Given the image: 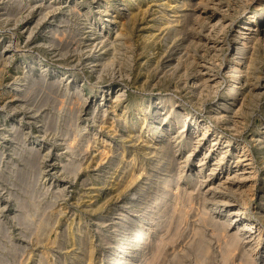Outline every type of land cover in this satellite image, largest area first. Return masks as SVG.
Instances as JSON below:
<instances>
[{"label":"rangeland","instance_id":"obj_1","mask_svg":"<svg viewBox=\"0 0 264 264\" xmlns=\"http://www.w3.org/2000/svg\"><path fill=\"white\" fill-rule=\"evenodd\" d=\"M79 1H81V2H79ZM112 1L113 0H109V1H106V0H0V152H1L0 154H2L0 156V160H1L0 161V264H36V263L37 264H59V263L65 264L63 256L66 255V253H68L70 251V249H72V247H75L72 244V241L70 239V235H71L70 232H72L73 230H77L78 228L80 229V227L85 231L86 234L89 235V237H91V239L89 238L90 239L89 241H90V244L93 246L94 252H95L94 253V263L96 262L95 264H98V262H99L100 264H117V261H111L110 250L113 249V247L116 245L119 247H122L125 243L124 241L126 239L127 232L124 230H123L124 232L122 230H120V229H122V224L118 223L119 221L121 222V217H122L121 215L126 214V215H129V217H130V218L128 217V219L125 220V222H124L125 225L126 224H133L132 220H134V223H135V220L137 222L142 221L141 218L145 214V212L151 208H154V207H152L153 206L152 204H154V206H155V203L157 202L156 200H158L159 195L161 193L160 187H159L160 183H162L163 177H165L167 174V171L163 170L161 167H158L157 168L158 170L156 169V170H154L153 173H150L147 176H144L142 178V183L145 184V186L147 187L145 194L143 193V194L139 195L138 197H137V195L131 196L132 197L131 199L133 201L138 202V206H136L137 208L136 207L134 208L133 203L132 204L128 203L127 200H125L132 194L130 190H128V192L126 191L127 193L123 192L121 194H115L116 192H113L112 188H108V189H106V191L102 192L100 187L104 183L105 179L108 177V173L111 174L112 170L114 171V169L116 167L115 165L111 166L112 164H110L107 161L105 163H103L104 161H100L99 158H97L98 151H96V146L97 145H98V147L101 146L100 140L102 139V136H103L102 131H101L102 128L99 126L100 124H98L99 122H97V121L101 122L105 117L102 114V116L99 117V119L97 118V120H95V121L92 120L94 118H92V116H91V110H92L91 108L94 107V104L93 103L91 104L90 102L85 103L84 102L85 98L80 96V94L79 95L76 94V96L82 97V100L80 99V97L79 98L76 97V99H75L74 98L75 93H76L74 91L75 88L74 87H70L69 89L66 88V85H64L65 82L64 83H60V82L56 83V85L53 87L54 90L52 89V87H50L51 89H49L48 86H50V85H49L48 80H51V78L45 77L43 75V73H42L43 68L48 67V66L51 67V66L60 65L63 71L67 70V69H70V70L74 69V71L76 73V77H74L72 79H74V81H77V83H80V87H83L85 90H88L89 88H91L92 85H93L92 87L97 86L98 82H100V81L102 82L104 80L105 81L108 80L109 78H111L112 75H114V76L116 75L117 78L121 77V79L119 78V80L115 83V85L113 87L114 91L112 92V95H110V99H112V100L117 93V91H115V90H118L119 84H121V85L128 84L129 87L127 86V88H126L128 97H130L131 94H135L136 96L140 97L141 99H144V100L147 99L146 101H149V99L156 100L159 97H161L162 95L165 98L171 97V96H174V93H176L180 96L179 101L185 103L188 110L190 109L189 111L191 112V115H190V118L188 119V121H189L190 126H191L193 124L194 119H199V121L210 120L211 115L216 112L217 103L225 99L224 97H225V94L227 92V88H228L229 83H230V80H228V78H230V77L226 76L227 70H225V69H229V66L227 65V63L229 64L232 60H234L237 57V54L233 55V52L236 51V47H235V45L237 43V41H236V35L237 34L236 33H238L239 28L245 22H247L246 18H248L252 15L253 10H260L261 11L262 9H264L263 8L264 0H252V1L251 0H232V1L231 0H219V2L217 0V3H216V0L208 1L209 6H211V7H214V6L215 7L221 6L222 7L221 9L219 8L218 11L222 12L224 10L222 13L225 15L220 14L218 17H216L214 19L213 23L217 22L215 20H218V18L223 15L224 18H222V22L221 23L219 22L218 24H216L217 25L216 26L213 23L208 24L207 22H204L203 20L194 17L193 21H192V25L190 23V25H189L190 27L188 26L189 30H187L186 34L181 35V36H177V38L174 37V40H175L174 41L173 37L170 38L168 36L169 34H166L164 36V34L168 30L167 24L165 23L167 21V17L164 16L166 14V12L165 13L164 12L156 13V10H158V8H159V4L162 3L164 0H155V1L154 0H144L146 7L148 4H150V5L152 4L150 6V8L152 10L150 9V12H146L144 15H142L140 17V19L136 23L137 26L134 27L136 30H133V33H132V36H134L133 41H132V42H134L133 43L134 47L132 48L134 53H132L133 55L130 56V60H131L130 63L132 65L136 63L135 64V66H137L136 70H134L133 73H131V74H129V72L127 74L126 71L128 68L126 66H124L125 67L124 68L123 66L119 65V68H120V66H121V68L117 69L118 68V63H117L114 65L116 68L114 67V68L110 69L109 73H108V71H107V73L105 71L103 73V77H105V78H103V80H100L96 77V76H98L96 73L93 75L88 74V73H90V71H88L82 65V61L87 57L88 53H86V52L93 50V49L96 50L95 45L98 42H100L99 39L102 36V33L101 32L99 33V26L98 25H100V27H102L103 24L101 23L102 20H99V17L102 16L103 19H107L109 17L108 15H104L102 13H104L106 11L107 4L109 2H112ZM118 1L119 0H114L113 2H118ZM146 1L148 4L146 3ZM193 1L194 2L200 1V2L206 3L205 0H199V1L193 0ZM246 1H248V2H246ZM257 1H259V2H257ZM19 2H20V4H19ZM32 4H34V6ZM77 5H78V8H75V7H77ZM105 7H106V9H105ZM226 7H228V8H226ZM233 7H234V9H232ZM101 10L103 12H101ZM167 10L170 11L169 8H167ZM79 11L82 13H80ZM89 11H92V13H90ZM225 11H226V13H225ZM113 12H114V10L112 9L110 15ZM148 14H150V15L148 16ZM12 15H14V16H12ZM152 16H156L157 18L152 17ZM161 17H162V19H160ZM97 18L99 21L97 20ZM93 19H95V20H93ZM231 19H233V20H231ZM84 21H88V22H84ZM229 21H230V23H229ZM91 22H92V24H90ZM195 22H198V23H195ZM231 22H233V23H231ZM226 23H228V25H226ZM146 24H148V25H146ZM151 24L154 26H156V25L157 26L154 27ZM165 24H166V26H163ZM143 25H144V27H143ZM224 25L226 26V28ZM195 26L198 29L200 27L201 30L199 31L198 29L195 28ZM223 27H224V29H223ZM142 29H143V31H142ZM146 29H148V30H146ZM202 29H204V30H202ZM207 29H210V30H207ZM193 30H194V32H193ZM196 31H197V33H195ZM201 31H204V32L201 33ZM207 31L208 32L211 31V32H209L210 35L208 34ZM64 32L66 33V35ZM205 32H207V33H205ZM62 33H64V34H62ZM68 34H69V38H68ZM71 34H73V35H71ZM202 34L204 36H207V35L208 36L204 37ZM94 35H95V38H94ZM142 35H144L145 37L144 36L142 37ZM216 35H218V36H216ZM184 36H185V39H184ZM211 36H215L216 38L211 37ZM83 37H84V39H83ZM188 38L191 42L188 40ZM58 39H63V40L58 41ZM181 39L184 41H182ZM207 39H209V40H207ZM96 40H99V41H96ZM169 40H171V41H169ZM193 40H197V42L193 41ZM68 42H70V43L68 44ZM71 42H73V43H71ZM154 42H155V44H154ZM157 42H158V44H157ZM225 43H226V45L229 44V46L223 45ZM38 44H40V45H38ZM44 45H46V46H44ZM68 45H70V46H68ZM150 45L151 46L154 45V46L152 48H150L151 47ZM196 45H198V46H196ZM218 45L219 46L221 45L220 46L221 49L219 48ZM52 46L54 48H52ZM63 46L66 47V50L63 49ZM84 47L87 48L88 50L85 49ZM146 47H148V48H146ZM49 48H51V49H49ZM158 48H160L161 50ZM164 48H167V49H164ZM214 48H216V49L214 50ZM145 49H147V50H145ZM209 49H210V51H209ZM84 50H86V51L84 52ZM142 50H144L146 52H143ZM205 50H207V51H205ZM81 51H83V52H81ZM187 51H189V52H187ZM55 52L58 55H59V53H61V54L65 53V52H68V53H67V55L65 54L66 57L63 55L65 58L63 56L61 57V55H59V56L57 55L59 57V58H57L55 56L56 55ZM203 52H205L206 54ZM216 52L217 53L220 52V54L218 53V55H217ZM140 53L141 54L143 53V54L141 55ZM150 53L152 56L150 55ZM53 54H54V56H52ZM160 54H163V55H160ZM202 54H203V56H202ZM209 54L212 57H210ZM138 55L140 56L139 58L135 57ZM177 55H179V56H177ZM215 56H219V57L216 58ZM40 57L43 59V61H45L44 62L45 64L41 65L39 63H35V61L37 59H39ZM157 57H159V59H157ZM224 57H225V59H224ZM80 58H82V59H80ZM137 58H138V61H137ZM178 58L181 61L178 60ZM78 59L81 61H79ZM193 59H195V60H193ZM207 59L209 61H207ZM217 61L219 63L216 64ZM144 62L146 64H144ZM199 62H200V64L205 63V65H207V66L213 64V65H211V69H209L210 72L208 73V75H210V78H211V76L214 75L212 77V78H214V79H212L214 81H211L213 83L206 85V87L202 86L204 84H203V82L200 83L201 81L199 80V77L197 75L198 74L197 69L199 67H203L202 65L199 64ZM150 63H153L155 65H153V64L150 65ZM79 64H81L82 66L80 67ZM124 65H126V64H124ZM149 66L150 67L153 66V67L150 68ZM175 66H179V68L175 67ZM221 66H222V68H221ZM146 67H148V68H146ZM180 67H182V68H180ZM152 68H154V69H152ZM184 68H185V70H184ZM215 68H218L219 71H218V69H215ZM139 70H140V72H139ZM176 70H177V72H176ZM186 70H187V72H186ZM206 70L209 71L208 69H206ZM181 71H183V72H181ZM203 71H205V67H204ZM214 71H216L217 74H214V73H216ZM174 72H175V74H174ZM191 72H194V73H191ZM263 72H264V67L261 68V75L262 76L264 75ZM195 73H197V74H195ZM221 73H224V74H221ZM123 74H125V75H123ZM86 75H88V76H86ZM139 75H140V77H139ZM155 75H157V77ZM185 75H187V76H185ZM196 75H197V78H195ZM108 76H110V77H108ZM136 76L138 77L137 79H135ZM199 76H200V74H199ZM126 77H128V78H126ZM184 77H185V79H183ZM144 78H145V80H143ZM225 78H227V79H225ZM260 79L264 83V77H262ZM34 83H35V86H31ZM36 83L38 84V86ZM134 83L136 84V86ZM189 83H190V85H187ZM42 84H44V85H42ZM94 84H95V86H94ZM39 85H41V87H39ZM182 85H185V86L181 87ZM29 86H31L30 88H32L34 90L36 89V90L35 91L30 90ZM131 86H133V87H131ZM196 86H202V87L196 88ZM176 87L178 89H180V87H181L182 90L179 91V90H177ZM184 87H185V89H183ZM208 87L210 88V91L208 90L209 89ZM216 87H218V89H215ZM198 88H199V90L201 88V90H203V91L196 90ZM13 89H15L14 90L15 95L11 94ZM28 90L31 91V94ZM56 90H58V91L56 92ZM184 90H185V92H184ZM204 90H205V93H201V92H204ZM67 91L70 92V94L67 93ZM71 91H73V92H71ZM240 91L241 90L238 91L237 100L230 101V103H229L230 108H232V107L235 109H237V107H238V109L240 108V106H239L240 101L242 102L241 97H240V93H239ZM34 92H35V94H34ZM85 92H87V91H85ZM27 93H29V94L27 95ZM46 93L47 94L51 93V94L46 95ZM199 93H200V95H199ZM25 95H26V97H25ZM44 97H48V101L46 100L47 98H44ZM205 97H208V98L205 99ZM26 98H28V99L26 100ZM95 98L96 99L98 98V100H99L100 98H102V95L98 94L97 96H95ZM32 99H34L35 101ZM58 99H60V100H58ZM78 99H79V104L77 102ZM110 99H108V102H106L107 99H104V100L100 99V100H103V102H106L105 104L109 106V104H111ZM201 99H203V100L201 101ZM185 100H186V102H185ZM63 101H64V103H63ZM69 101H71L72 103ZM193 101L196 104H199L200 101H201V103L196 106V104H192ZM259 101H260L259 102L260 104L258 103L259 105L257 104L258 105L257 107H254L256 105L253 102L254 108L253 107L251 108L253 110V113H252V115H249V117H247V124L244 127L242 124L240 125L243 127V128L240 127V129H239L241 132H236L235 130L232 131L231 128L225 126L221 122L218 123L215 120L212 127L210 128V135H207L202 140L199 139V140H201V142H197V141H195L196 139H194L192 144H190L191 146L190 145L189 146H182L176 155V157L181 161V163L187 157V154H190V152H191L190 149H192L191 147L195 146V150H194L195 152L190 156V163L186 167V173H188V171H189V173L191 172V174H193L195 172L200 171L199 172L200 173L199 179L205 180V178H207L206 176H208L209 172L211 171L210 168H212L213 162L215 161L212 158L215 159L216 157H219L224 152V149L226 148V144H227L228 139L232 140V144L236 140L238 142H240L241 144H244L246 140L250 139L251 134L253 133L254 129L256 127L264 124V95L261 96V99ZM163 102L160 105H156V106L152 105L148 114H151L154 111H156L155 108H164L167 101H165L164 103ZM83 103H85V104H83ZM146 103H148V102H146ZM77 105H78V107H77ZM106 105H104L103 107L108 108V106H106ZM200 105L201 106L203 105V106L201 107ZM69 106H72V107L70 108ZM214 106H216V107H214ZM81 107L83 108V111H82ZM244 107H246V105ZM77 108H78V110H77ZM243 110H244L243 108L240 109L241 112ZM84 111H87V112L85 113ZM31 113H32V115H31ZM70 114H72V115H70ZM34 117L36 120L34 119ZM249 118L251 119V121ZM239 119H241V118L239 117L238 120ZM44 120H45V122L48 121V123L46 124L44 122ZM71 120H75V122L74 121L72 122ZM151 120H152V117H148V121L146 123V126H147V124L152 123ZM93 121H94V124H93ZM18 122H20V123H18ZM168 122L173 123V122H171V120H168ZM248 122H250V123H248ZM40 123H43V124H40ZM65 123H67V124L65 125ZM50 124L52 126L51 128L54 130H50ZM74 124H76V125H74ZM83 124L87 128H85ZM44 125L46 126L45 129H44V127H45ZM72 125H73V127L74 126L75 127L73 128ZM40 126L43 128H41ZM17 127L19 128V130L17 129ZM180 127H181V125H180ZM55 128H56V130H55ZM77 128H78V131H77ZM82 128H83V130H82ZM180 130H181V128H180ZM15 131H18L17 132L18 134L15 133ZM19 131H21V133ZM170 132H169V135L177 134L178 130L174 129L173 131L170 130ZM181 132L182 131H180V133H178L176 135V137H180V136H182V134L186 133L185 131H184V133H181ZM215 133L216 134L222 133V135H223L221 137L222 140H220L221 139L220 138L218 140V143L215 146H212V149L209 150V148L211 147L212 140L215 137V135H214ZM201 134L203 135L202 131L199 130V128H196V137H201L202 136ZM208 134H209V132H208ZM236 134H238V135H236ZM21 135H22V137H21ZM72 135H74V136H72ZM88 136H89V138H88ZM99 136H100V139H99ZM226 136H228V139ZM246 137H248V138H246ZM184 138L187 139L188 137L184 136ZM209 138H210V140H209ZM239 138H241V139H239ZM37 139L40 140L41 142L36 143L35 141ZM69 140H72L69 143L72 144L71 145L72 147L74 146L73 148L75 149V152H74V150L72 151L73 148L71 149L69 145H66L69 143L65 142V141H69ZM73 140H76V141H73ZM115 142H116V139H112V144H115ZM90 145H92L95 148H93ZM111 145H109V146H111ZM66 146L67 147L69 146L70 149H68ZM78 146H79V150H81V152H79ZM218 146H219V148H218ZM14 147L16 149H14ZM31 147L34 150V152L31 149ZM137 147H141V146L138 145ZM26 148L29 151H27ZM230 148L234 149V144L231 145ZM46 149H47V151H46ZM48 149H50V150H48ZM90 149H92V150H90ZM251 149H254V148H251ZM30 150H32V151H30ZM240 150H241V148H240ZM231 151L232 150H230L229 152H231ZM30 152H32L31 154L33 156L35 153V157H32V155L30 156ZM171 152H173V151H171ZM26 153H29V154H26ZM37 153H38V155H37L38 157H36ZM71 153L74 154L75 157H73L74 155H72ZM206 153L208 154V157L205 159L204 157H205ZM19 154H21V155H19ZM91 154H93V155L91 156ZM24 155H27V156H24ZM29 156L32 160H30ZM140 156L142 157L143 161H149L148 156H146V155H143V156L140 155ZM256 156H257V160H258L257 163L259 166L257 173H259V174H256V176H254V179L255 178L256 179H255L253 187H251L253 185V183H251V186H250V182L246 185V186H248V188L245 187V190H248V191H245V195H246L245 197L251 196L250 198L248 197L245 199V198L241 197V195H239L238 193L228 192L227 189H225L226 190L225 193H224V190H222V191L215 192V194H213V195L212 194L210 195L208 192H206L205 185H203V184L196 185L197 181H195V183H193L196 185V186L194 185L193 187L194 188L198 187L197 188L198 190L193 189L192 193H190L192 195V197H191V195L189 196V195L185 194L187 196L186 197L184 194H181L182 197L180 198V200L182 201V199L184 198L186 201L188 200V204L182 203L185 200H183L182 202L179 199L177 202L175 198L173 200L171 192H169L170 195L167 193L163 199V202H161V204L157 205V208L159 209L161 206H163V204L166 203L165 200H167L168 203H166L165 206H167V208L170 209V212H169V210L167 211V214L165 215L166 217L164 216L162 218L163 220L162 219L160 220L161 221L160 225H162V226L159 227L160 230L158 229L157 231H158V233L160 232L162 234V236H164V237H162L163 239H165L166 237L173 236L172 238H170L171 241L168 238H166L165 240L161 239L162 241L158 240L159 242L156 239H155L156 242H154L155 240L152 241V243L154 242L152 245H155V246L158 243H160V241H161V243H160L161 247H159V248L161 250L162 249L164 250L162 252H158V251H160V249H158V251L156 252L155 251L156 248H153V250L152 249L150 250L151 246H149V245H147L148 247L147 246L144 247L146 249V252H144L145 251L144 248L142 250L139 249V243L134 244V246L130 250H132V249L136 250L138 257L145 258V259H143V260H145L144 261L145 263L142 262V264L150 263L149 261H151V260H154L155 264H181V263H183V264L184 263L185 264H203V263L204 264H231V262L229 263L230 260H233V261L238 260V259H234L235 258L234 255L236 254V256H237L236 258H239L241 256L240 247H239V250H238V248H236V250L232 251L233 254H234V252H236L234 255H230L232 257H230V256L226 257V254H225L227 252V250L231 249V247L229 246L230 242H231V239H230L231 234H229L230 237L227 235L229 237L228 238L224 233H226L227 231L230 233V232H232V230H235V228L233 229V227L236 225L235 224L236 222H234L233 225H230L229 229H227L222 224H219V226H218V221L220 223H223L224 221L226 222L227 221L226 218H222L221 216L216 215V214H212V213L210 215L209 211L214 212L216 210L215 207L216 208L222 207L225 204H227V203H223V201H225V199H228V198L230 200H232V199L234 200V198H235V200L234 201L232 200L231 202H240L244 205H248L246 210H248V208H249V210L246 212V214L251 215L254 218L256 217V214H257L256 211L258 210V208L259 207L264 208V204H262V203H264V199H263L264 198V192H262L261 189H259L262 185L261 182H264V174H263L264 173V165H263L264 160H260L261 161L260 162L258 159V158H260V154H258ZM58 158H60V159H58ZM73 158H75V159H73ZM166 158L169 159V157H166ZM26 159L28 160V162L26 161ZM35 159H39V160H37L38 162L36 161L37 165H39V167L36 166V162L34 161ZM72 159H73V161H72ZM168 159H166V160H168ZM181 159H183V160H181ZM23 160H25V161H23ZM68 160H71V161H69L70 163L68 162ZM179 160H176V161L173 160L172 162L173 163L176 162V163L173 164L172 162H170L172 164H170V166H169V167L173 168V169L172 168H170V169H172L173 170V171L171 170L172 173L175 172L176 175H177V172L179 173L181 171V169L184 168V167L182 168L179 165H177L180 163ZM200 160L206 162L203 167H199ZM56 161H58V163ZM78 161H79V164L77 167H79L80 169L79 168L77 169L76 167L72 166V165L76 166ZM97 161H98V163H97ZM29 162L31 164H28ZM62 164H64V166ZM67 164H69V166H70L69 169H67L68 168ZM83 164H85V165H83ZM33 166H35V167H33ZM71 166L73 168H76L77 172L74 171L75 169H73ZM261 166H263V167H261ZM62 167H63V169H62ZM107 167L109 169H107ZM105 168L109 172L106 171ZM147 168H150V167L147 166ZM177 168H179L180 170H178ZM70 169H72V170L69 172ZM88 169H90V170H88ZM63 170L64 171L66 170V171L63 172ZM219 170L220 169H217L216 173L211 175V178L216 176V175H220V174H221V176H224V177L226 176L227 171L222 172V170L221 171H219ZM73 171L75 172V174L71 175V173H74ZM94 171H96V172H94ZM100 172H102V173H100ZM155 172H156V174H154ZM36 175L38 177H35ZM87 175H88V177H87ZM25 176H26V178H23ZM86 177H87V179H86ZM155 178H158V180ZM24 179H26L27 181ZM22 181L24 182V185H23V183H21ZM28 182L30 185L25 184ZM35 182H36V184H35ZM87 183L88 184L90 183L91 186H90V184L88 185ZM156 183H158L159 185H157ZM173 183H174L173 185L175 186L178 182H176V180L174 179ZM185 183L187 184V182H185L183 179L181 181V184L185 185ZM206 183H208V181H206ZM20 184H22V185H20ZM148 184H150V185H148ZM20 186H21V188H20ZM200 186H202V187H200ZM58 187H59V190H58ZM87 187H88V189H87ZM92 187L94 188V191H93L94 193H92V191H89ZM148 189L151 191H149ZM249 189H251L250 190L251 192H249ZM252 189H254V190H252ZM79 191H81V192H79ZM84 191H85V194H83ZM55 192H56V194H55ZM96 192H97V194H96ZM91 193H92V196H91ZM219 193H220V195H219ZM249 193H251V194H249ZM127 194H130V195H127ZM207 194L210 196H207ZM167 195H169V196H167ZM197 195H199V196H197ZM167 197H168V199H167ZM190 197H191V201H190ZM207 197H209V198H207ZM149 198H150V200H149ZM169 198H171V199H169ZM220 198L221 199L223 198V200H221ZM242 198L247 200L248 202L246 203L245 200H243ZM134 199H136V200H134ZM142 199H144V200H142ZM192 199H194V200H192ZM203 199H205V201ZM147 200H149V201H147ZM169 200H171V201H169ZM88 202H90L89 203L90 205L88 204ZM92 202H94V203H92ZM120 202H121V204L119 205ZM152 202H154V203H152ZM26 203L28 204V206H26L27 205ZM100 203H102V204H100ZM122 203H123V205H122ZM125 203H127V204H125ZM144 203H145V205H144ZM189 203H191V204H189ZM171 204L172 205L175 204V205H173V208H175L174 206H176V204L178 205L177 206L178 208L177 207L176 208L179 209L177 211L180 213V216L182 214H184L185 211H187L186 215H188V216H185V214H184V216L182 215L180 217L178 215V213H175V211H176L175 209L173 212V210H172L173 208L170 207V206H172ZM181 204H186L187 206L186 205L183 206ZM130 205H132V206H130ZM147 205H152V206L149 207ZM106 206H108V207H106ZM181 206L186 207V208H183V211H180ZM197 206H198V208H197ZM207 206H209L211 209ZM234 206L237 207V205H234ZM26 207H27V209H26ZM187 207H189V209ZM191 207H192V209H191ZM194 207H196V208H194ZM199 207H202V208H199ZM203 207H205V208H203ZM157 208L155 207V210L152 211V213L157 212L156 211V210H158ZM22 209H24V210H22ZM129 209H131V210H129ZM143 209L145 210V212H143L144 211ZM108 210H110V211H108ZM135 210H137V211L140 210V211L137 212ZM171 210H172V214L173 213L177 214V217L174 214H173L174 217L172 216ZM207 210H208V212H207ZM253 210H255V212ZM132 211H134V212H132ZM88 212H91V213H88ZM22 213H23V215H22ZM139 213H141V214H139ZM152 213H150L148 216H150ZM208 214H209V217L206 218V216H208ZM178 216L180 217L181 220H182V217H183V220L185 218L186 219L183 222H181V220L179 219ZM167 217H168V219H167ZM137 218H138V220H137ZM170 218H171V220H170ZM176 218H178L179 221ZM205 218L207 219V221H205ZM209 218L210 219L217 218V220L218 219L219 220L218 221L217 220L211 221L212 222V225H211V224H208V223H211L209 221ZM18 219H21V220H18ZM77 219H78V222H77ZM173 219H176V220H173ZM255 219H257V218H255ZM23 220H25V221H23ZM168 220H170L171 222L168 223ZM172 220H173V222H172ZM221 220H224V221L221 222ZM69 221H71V222H69ZM174 221H176V222H174ZM203 221H205V223ZM109 222H110V224H109ZM177 222H179L180 225ZM43 223H45L46 226ZM162 223H164V224H162ZM171 223H173L174 226ZM23 224H25V225H23ZM83 224H85V225H83ZM169 224L172 226H170ZM175 224H177L176 227H175ZM184 224H186V225H184ZM213 224L216 225L215 228L212 227V226H214ZM72 225H73V227H70ZM167 225H169L170 227H168ZM208 225H210L211 227ZM222 226L224 228V231L221 230ZM164 227H166V228H164ZM67 228H69V229L67 230ZM161 228H163V229L161 230ZM174 228L177 229V231ZM168 229H170V233H169ZM196 229L200 230L201 233L199 231H197ZM216 229L220 230V231H217ZM164 230H167L168 232H165V233L161 232ZM174 230H175V232L178 233V234L176 233L177 236L172 235ZM23 231H25V232H23ZM194 231H196V233ZM41 232L44 235L43 236L44 239L42 236H41V239L40 238L39 239L42 240L43 242L37 240L38 237H40V236H38V234ZM124 233H126V234H124ZM158 233H156V235H158ZM202 233L205 237H201V235H199ZM217 233L220 234L219 237L216 236V235H218ZM161 234H159V235H161ZM164 234H166V235L168 234V235L165 236ZM195 234L197 237L195 236ZM66 235H67V237H66ZM245 235H247V234H245ZM178 236H179V238H178ZM200 237L202 238V240L200 239L201 243H203L204 240H206L204 242L205 243L207 242V243L201 244L200 241L198 240V238H200ZM226 237L228 238V240L229 239L230 240L227 241ZM262 237L264 238V232H263ZM144 238L146 239L147 237L144 236ZM160 238H161V236H159L157 239H160ZM204 238H206V239H204ZM263 238L261 239L262 243L260 244V246L259 245L257 246V250H264V248H263L264 247V239ZM119 239H120V241H119ZM145 239H142V242H145L146 241ZM247 239L249 240L250 238L247 237L246 240ZM57 240H58V242H57ZM194 240H196V241H194ZM210 240H212V241H210ZM251 240L253 241L255 239H251ZM38 241H39V243L40 242L41 243L38 244ZM166 241H168L169 243H172V244H169L167 242L168 246H169L168 247L166 245L167 244ZM221 241H222V243H221ZM224 241H227L228 243L224 242ZM162 243H163V245H166V247L162 246ZM223 243H224V248H225L224 251L221 250ZM118 244H121L122 246L118 245ZM63 245L66 246V249L64 248ZM136 245L138 248L136 247ZM202 245H204V247L209 246L208 247L209 249L207 250ZM172 246H173V248H172ZM200 246H202L203 249L200 248ZM219 246L221 247V249ZM225 246H227V247H225ZM226 248H228V249L226 250ZM108 249H110V250H108ZM137 249L141 250V251H138ZM205 249L208 252H205L206 251ZM198 250H200L201 252H204V253H201ZM231 250H233V249H231ZM98 251H99V253H98ZM221 251L223 252L224 256H223ZM45 252L48 253V255ZM53 252L56 255L53 254ZM153 252L155 255L150 254ZM175 252H177V254L179 256L177 254L175 255ZM162 253H163V255L165 254L164 257H162V255H161ZM206 253L209 255H207ZM53 255H55L56 257ZM67 255H68V260H67L66 264H69V263L72 264V260H70V262H69V257H70V259L72 257L69 255V253ZM149 255L150 256L153 255V256L150 257ZM157 255H160L161 257L155 259V257ZM172 255L173 256L175 255V256L173 257ZM212 255H213V257H212ZM238 255H240V256L238 257ZM131 256L128 257L127 260H129V259L131 260L132 258H134L133 255H131ZM221 256L223 258H221ZM97 257H98V259H97ZM152 257H153V259H152ZM178 257H180V258L178 259ZM202 257H203V259H202ZM160 258H163V259L161 260ZM172 258H175L177 261H173ZM229 258H231V259L229 260ZM35 259H37L39 263ZM148 259H149V261H148ZM180 259H182V260H180ZM24 260H26V261H24ZM157 260L159 263H157ZM226 260H229V261H227L225 263ZM233 261H232V264H236ZM47 262H49V263H47ZM152 262H151V264H154Z\"/></svg>","mask_w":264,"mask_h":264},{"label":"bare ground","instance_id":"obj_2","mask_svg":"<svg viewBox=\"0 0 264 264\" xmlns=\"http://www.w3.org/2000/svg\"><path fill=\"white\" fill-rule=\"evenodd\" d=\"M106 1H109V0H106ZM114 1V0H113ZM109 2L107 4V9L104 13V15H108L109 17L107 19H103L102 16L99 17V20H102L101 24L102 27L99 26V33L101 32L102 33V36L100 37V42H98L96 45H95V48L96 50H90L86 53L87 54V57L82 61V65L88 70L90 71V75H93V74H97L98 76H96L98 79L100 80H103V73L106 71H108L109 73V70L114 68L115 64L118 63V68L117 69H120L121 66H126L128 69L126 71V73L128 74H131L133 73L134 70H136L137 66H135V64H131V60H130V56H132L134 53L133 52V37L132 36V33H133V30H136L134 27L137 26L136 23L137 21L140 19V17L142 15H144L146 12H150V4L147 5V7L145 6V1L144 0H119L118 2ZM155 1V0H154ZM196 1V0H195ZM199 1V0H198ZM206 3L204 2H194L193 0H164L162 3L159 4V8L158 10H156V13H159V12H166V14L164 15L165 17H167V21L165 22L167 24V32L164 34V36L166 34H169L168 36L170 38L173 37V40H174V37L177 38V36H181V35H184L186 34L187 30L188 29V26L192 25V21H193V18L196 17L198 19H201L203 20L204 22H207L208 24L210 23H213L214 19L216 17H218L220 14H223L222 12H219L218 9L222 8L221 6L220 7H211L209 6L208 4V1H214V0H205ZM232 1V0H231ZM252 1V0H251ZM81 2V1H79ZM153 2V1H152ZM219 2V0H218ZM248 2V1H246ZM259 2V1H257ZM262 2V1H261ZM216 3H217V0H216ZM227 3V2H226ZM234 3V2H233ZM245 3V2H244ZM252 3V2H251ZM20 4V2H19ZM36 4V3H35ZM53 4V3H52ZM91 4V3H90ZM211 4V3H210ZM215 4V3H214ZM27 5V4H26ZM34 6V4H32ZM49 5V4H48ZM99 5V4H98ZM232 5V4H231ZM238 5V4H237ZM262 5V4H261ZM20 6V5H19ZM47 6V5H46ZM158 6V5H157ZM228 6V5H227ZM233 6V5H232ZM235 6V5H234ZM248 6V5H247ZM256 6V5H255ZM250 7V6H249ZM75 8H78V5L77 7ZM81 8V7H80ZM118 8V9H117ZM167 8H169L170 11L167 10ZM228 8V7H226ZM231 8V7H230ZM236 8V7H235ZM258 8V7H257ZM263 8H264V3H263ZM51 9V8H50ZM91 9V8H90ZM102 9V8H101ZM104 9V8H103ZM114 10V12L110 15L111 13V10ZM225 9V8H224ZM234 9V7L232 8ZM231 9V10H232ZM237 9V8H236ZM76 10V9H75ZM83 10V9H82ZM152 10V9H151ZM228 10V9H227ZM28 11V10H27ZM81 11V10H80ZM79 11V12H80ZM93 11V10H92ZM92 11H89L90 13H92ZM97 11V10H96ZM99 11V10H98ZM246 11V10H245ZM45 12V11H44ZM101 12H103L101 10ZM100 12V13H101ZM229 12V11H228ZM231 12V11H230ZM16 13V12H15ZM14 13V14H15ZM82 13V12H80ZM87 13V12H86ZM97 13V12H96ZM226 13V11H225ZM89 14V13H88ZM152 14V13H151ZM155 14V13H154ZM41 15V14H40ZM86 15V14H85ZM94 15V14H93ZM101 15V14H100ZM150 14H148L149 16ZM225 15V14H223ZM223 15L221 17L218 18V20H215L217 22H214L213 24L216 25L218 24L219 22L221 23L222 22V18ZM14 16V15H12ZM75 16V15H74ZM89 16V15H88ZM157 16V15H156ZM156 16H152V17H156ZM5 17V16H4ZM39 17V16H38ZM90 17V16H89ZM88 17V18H89ZM159 17V16H158ZM226 17V16H225ZM95 18V17H94ZM157 18V17H156ZM230 18V17H229ZM5 19V18H4ZM153 19V18H152ZM162 19V17L160 18ZM234 19V18H233ZM231 19V20H233ZM247 19V22H245L238 30V33H236V51L233 52V55H236L237 54V57L232 60L229 64L227 63V65L229 66V69H225L227 70L225 73L227 74L226 76H229L230 78H228V80H230V83H229V86L227 88V92L225 94V99L218 102L217 103V108H216V112L213 113L211 115V118L210 120L208 121H204V120H201L199 121V119H194L193 120V124L190 126V123L188 121V119L190 118V115H191V112L188 110L187 106L185 105V103L179 101V98L180 96L176 93H174V96H171V97H163V95L161 97H159L158 99L156 100H153V99H149V101H146L144 99H141L140 97L136 96L135 94H131L130 97L127 96V86L128 84H124V85H121L119 84V88L118 90H115L117 91L115 97L112 99H110V95H112V92L114 91V85L115 83L119 80V78L121 79V77L117 78L116 75H112L111 78H109L108 80H104V81H100L98 82L97 86H94L95 87H92L89 88L88 90H85L83 87H80V83H77V81H74V77H76V73L74 71V69H67V70H62L61 66L58 65V66H48V67H45L43 68L42 70V73L45 77H49L51 78V80H48L49 81V89H51L50 87H53L56 85V83L60 82V83H64V85H66V88H70V87H74L75 88V99L76 97H84L85 98V103H88L90 102L91 104L93 103L94 104V107L91 108V116L92 120H97V118L99 119V117L103 116L104 119L100 122V121H97L99 122L98 124H100L99 126L102 128V139L100 140L101 141V146L98 147V145L96 146V151H98V156L97 158H99L100 161H104L103 163H105L106 161L109 162L110 164H112L111 166L115 165V169L114 171L112 170V173H108V177L105 179L104 183L102 184V186L100 187L102 192L106 191V189L108 188H112V191L113 192H116L115 194H121L123 192H128V190L131 191V195L130 194H127V195H130L127 199V202L128 203H133V206L134 208L136 206H138V202H135L133 201L131 198L132 195H137V197L141 194H145L146 190H147V187L145 186V184L142 183V178L144 176H147L148 174L150 173H153L154 170H156L158 167H161L163 170L167 171V174L165 177H163V181L162 183H160V195H159V198L158 200H156L157 202L155 203V206L154 204L152 205H147L149 207H154V208H151L149 209L148 211L145 212V208L143 209L145 212V214L142 216V221H139L137 222L135 220V223H134V220H132L133 224H124L125 220L128 219L129 215H126V214H122L121 216V222L119 221L118 223L122 224V229L120 230H124L127 232L124 233L126 234V239H125V243L124 245L122 246L121 244H118V245H121L122 247H119V246H114L113 249H108L110 250V258H111V261H117V264H142V262H144L145 258H142V257H138L137 253H136V250L132 249L130 250L134 244H137L139 243V249H143L144 247H146L147 245L151 246L150 247V250L153 248H156L155 251L157 252L158 249H160L159 247H161V239H163L162 237V234L159 232L158 233V229L159 227H161L162 225L161 224V219L167 214V211L169 210L170 212V209L167 208V206H165L167 202L165 204H163V206H161L159 209L157 208V205L161 204V202H163V199L164 197L166 196V194L169 192H171V195L173 197V200L174 198L176 199V201L178 202V199L180 200V198L182 197L181 194H187V195H191L190 193H192L193 189H197L198 187L194 188L193 186L195 184V181H197V184H203L205 185L206 187V192H208L210 195L212 194H215V192H218V191H222L224 190V193H225V189L228 190V192H231V193H238L239 195H241V197L243 198H250L251 196H248V197H245V191H248V190H245V187L248 188V186H246L249 182H250V186H251V183H253V185L251 187L254 186V182H255V179H254V176H256V174H259L257 173L258 171V160H257V156L258 154H260V160H264V124L263 125H260L258 127H256L253 131V133L251 134V137L250 139L246 140L244 144H241L240 142H238L237 140L233 142L234 144V149L233 148H230L232 144V140L231 139H228V136L227 137V144H226V148L224 149V152L219 156V157H216L215 159L212 158L213 160H215L212 164V168H210V172L208 174V176H206L207 178H205V180H200L199 176H200V171L199 172H195L193 174H191V172L189 173H186V167L189 165L190 163V156L195 152V146L191 147L192 149L190 154H187V157L182 161H181L176 157L178 151L180 150V148L182 146H189L190 144H192V142L194 141V139H196L195 141L197 142H201V140L206 137L207 135H210V128L212 127L214 121L216 120L218 123H223L225 126L231 128V130H235L236 132H241L239 129L241 124L243 125V127L247 124V117H249V115H252L253 113V110L251 109L253 107V102L255 103L256 106L254 107H257L260 103V99H261V96L264 95V83L261 81L260 78L264 77V75L262 76L261 75V68L264 67V9H262L261 11L260 10H253L252 11V15ZM95 20V19H93ZM98 20V18H97ZM98 20V21H99ZM155 20V19H154ZM195 20V19H194ZM197 20V19H196ZM67 21V20H66ZM144 21V20H143ZM159 21V20H158ZM84 22H88V21H84ZM90 22V21H89ZM236 22V21H235ZM99 23V22H98ZM140 23V22H139ZM146 23V22H145ZM194 23V22H193ZM195 23H198V22H195ZM225 23V22H224ZM230 23V21H229ZM233 23V22H231ZM92 24V22L90 23ZM95 24V23H94ZM142 24V23H141ZM154 24V23H153ZM156 24V23H155ZM163 25V26H166ZM207 24V25H208ZM145 25V24H144ZM143 25V27H144ZM148 25V24H146ZM150 25V24H149ZM152 25V24H151ZM196 25V24H195ZM200 25V24H199ZM226 25H228V23H226ZM92 26V25H91ZM154 26V25H152ZM157 26V25H156ZM154 26V27H156ZM209 26V25H208ZM213 26V25H212ZM211 26V27H212ZM217 26V25H216ZM215 26V27H216ZM225 26V25H224ZM140 27V26H139ZM161 27V26H160ZM159 27V28H160ZM190 27V26H189ZM198 27V26H197ZM214 27V28H215ZM222 27V26H221ZM95 28V27H94ZM196 28V26H195ZM213 28V27H212ZM226 28V26H225ZM25 29V28H24ZM191 29V28H190ZM198 29V28H196ZM195 29V30H196ZM206 29V28H205ZM211 29V28H210ZM210 29H207V30H210ZM224 29V27H223ZM222 29V30H223ZM87 30V29H86ZM90 30V29H89ZM97 30V29H96ZM145 30V29H144ZM148 30V29H146ZM160 30V29H159ZM199 31L201 30V28L199 27L198 29ZM204 30V29H202ZM220 30V29H219ZM221 30V31H222ZM143 31V29H142ZM155 31V30H154ZM198 31V32H199ZM213 31V30H212ZM71 32V31H70ZM189 32V31H188ZM194 32V30H193ZM204 32V31H201V33ZM208 32V31H207ZM205 32V33H207ZM211 32V31H209ZM208 32V34H209ZM30 33V32H29ZM65 33V32H64ZM62 33V34H64ZM137 33V32H136ZM142 33V32H141ZM162 33V32H161ZM191 33V32H190ZM197 33V31L195 32ZM216 33V32H215ZM58 34V33H57ZM189 34V33H188ZM200 34V33H199ZM218 34V33H217ZM66 35V33H65ZM73 35V34H71ZM101 35V34H100ZM145 35V34H144ZM142 35V37L144 36ZM160 35V34H159ZM162 35V34H161ZM203 35V34H202ZM210 35V34H209ZM220 35V34H219ZM29 36V35H28ZM27 36V37H28ZM64 36V35H63ZM93 36V35H92ZM98 36V35H97ZM151 36V35H150ZM194 36V35H193ZM204 36V35H203ZM208 36V35H207ZM207 36H204V37H207ZM218 36V35H216ZM72 37V36H71ZM89 37V36H88ZM91 37V36H90ZM145 37V36H144ZM160 37V36H159ZM167 37V36H166ZM168 37V38H169ZM187 37V36H186ZM211 37H215V36H211ZM59 38V37H58ZM62 38V37H61ZM68 38H69V34H68ZM75 38V37H74ZM92 38V37H91ZM94 38H95V35H94ZM161 38V37H160ZM169 38V39H170ZM209 38V37H208ZM216 38V37H215ZM84 39V37H83ZM88 39V38H87ZM156 39V38H155ZM165 39V38H164ZM183 39V38H182ZM181 39V40H182ZM184 39H185V36H184ZM193 39V38H192ZM211 39V38H210ZM214 39V38H213ZM53 40V39H52ZM59 40H63V39H58ZM66 40V39H65ZM68 40V39H67ZM99 40H96V41H99ZM168 40V39H167ZM189 40V38H188ZM205 40V39H204ZM209 40V39H207ZM37 41V40H36ZM40 41V40H39ZM90 41V40H89ZM143 41V40H142ZM161 41V40H160ZM171 41V40H169ZM175 41V40H174ZM184 41V40H182ZM181 41V42H182ZM190 41V40H189ZM188 41V42H189ZM193 41H196L197 40H193ZM192 41V42H193ZM217 41V40H216ZM234 41V40H233ZM55 42V41H54ZM61 42V41H60ZM65 42V41H64ZM148 42V41H147ZM165 42V41H164ZM191 42V41H190ZM203 42V41H202ZM214 42V41H213ZM56 43V42H55ZM70 42H68L69 44ZM73 43V42H71ZM89 43V42H88ZM173 43V42H172ZM206 43V42H205ZM54 44V43H53ZM78 44V43H77ZM93 44V43H92ZM145 44V43H144ZM155 44V42H154ZM158 44V42H157ZM171 44V43H170ZM197 44V43H196ZM200 44V43H199ZM198 44V45H199ZM33 45V44H32ZM40 45V44H38ZM91 45V44H90ZM166 45V44H165ZM168 45V44H167ZM196 45V46H198ZM210 45V44H209ZM208 45V46H209ZM213 45V44H212ZM223 45H226L223 44ZM234 45V44H233ZM46 46V45H44ZM50 46V45H49ZM70 46V45H68ZM85 46V45H84ZM141 46V45H140ZM151 46V45H150ZM154 46V45H153ZM153 46H151L150 48H152ZM169 46V45H168ZM219 46V45H218ZM221 46V45H220ZM219 46V48H220ZM226 46H229L226 45ZM185 47V46H184ZM211 47V46H210ZM209 47V48H210ZM214 47V46H213ZM216 47V46H215ZM224 47V46H223ZM52 48H54L52 46ZM85 48V47H84ZM94 48V47H93ZM148 48V47H146ZM155 48V47H154ZM153 48V49H154ZM225 48V47H224ZM51 49V48H49ZM63 49L66 50V47L63 46ZM77 49V48H76ZM80 49V48H79ZM87 49V48H85ZM160 49V48H158ZM164 49H167V48H164ZM207 49V48H206ZM216 48H214L215 50ZM221 49V48H220ZM64 50V51H65ZM88 50V49H87ZM136 50V49H135ZM147 50V49H145ZM161 50V49H160ZM186 50V49H185ZM55 51V50H54ZM60 51V50H59ZM80 51V50H79ZM78 51V52H79ZM86 50H84L85 52ZM138 51V50H137ZM143 52H146L144 50H142ZM207 51V50H205ZM210 51V49H209ZM208 51V52H209ZM77 52V53H78ZM83 52V51H81ZM80 52V53H81ZM160 52V51H159ZM189 52V51H187ZM224 52V51H223ZM56 53V52H55ZM54 53V54H55ZM68 52H65V53H59V55H61V57L65 54L67 55ZM149 53V52H148ZM182 53V52H181ZM202 53V52H201ZM205 53V52H203ZM215 53V52H214ZM217 53V52H216ZM220 54V52H218ZM217 53V55H218ZM222 53V52H221ZM54 54L52 56H54ZM141 54V53H140ZM143 54V53H142ZM141 54V55H142ZM206 54V53H205ZM12 55V54H11ZM58 54L56 53V57L59 58L57 56ZM86 55V54H85ZM151 55V53H150ZM149 55V56H150ZM156 55V54H155ZM160 55H163V54H160ZM193 55V54H192ZM210 55V54H209ZM51 56V55H50ZM63 56V57H64ZM144 56V55H143ZM147 56V55H146ZM152 56V55H151ZM179 56V55H177ZM199 56V55H198ZM203 56V54H202ZM66 57V56H65ZM64 57V58H65ZM85 57V56H84ZM135 57H140L139 55L138 56H135ZM134 57V58H135ZM161 57V56H160ZM164 57V56H163ZM162 57V58H163ZM210 57H212L210 55ZM216 58L219 57V56H215ZM214 57V58H215ZM233 57V56H232ZM231 57V58H232ZM243 57V58H242ZM75 58V57H74ZM138 58H137V61H138ZM156 58V57H155ZM161 58V59H162ZM180 58V57H179ZM178 58V60H180ZM207 58V57H206ZM69 59V58H68ZM82 59V58H80ZM132 59V58H131ZM146 59V58H145ZM157 59H159V57H157ZM205 59V58H204ZM225 59V57H224ZM229 59V58H228ZM79 60V59H78ZM195 60V59H193ZM81 61V60H79ZM135 61V60H134ZM140 61V60H139ZM142 61V60H141ZM146 61V60H145ZM149 61V60H148ZM151 61V60H150ZM181 61V60H180ZM207 61H209L207 59ZM215 61V60H214ZM45 61H43V59L40 57L39 59H37L35 61V63H39L41 65L45 64L44 63ZM69 62V61H68ZM228 62V61H227ZM70 63V62H69ZM80 63V62H79ZM202 63V62H201ZM219 63L218 61L216 62V64ZM38 64V65H39ZM57 64V63H56ZM126 64V65H124ZM144 64H146L144 62ZM153 64V63H150V65ZM200 64V62H199ZM207 64V63H206ZM80 67L82 66L81 64H79ZM119 65L120 68H119ZM149 65V64H148ZM155 65V64H153ZM175 65V64H174ZM202 65L203 67H199L197 69L198 71V77H199V80L201 81L200 83L203 82L204 87H206V85L208 84H212L213 82L211 81H214L212 79L213 76H211L210 78V75H208V73L210 72L209 69H211V65H205V63L203 64H200ZM25 66V65H24ZM63 66V65H62ZM147 66V65H146ZM173 66V65H172ZM199 66V65H198ZM216 66V65H215ZM52 69H50V68ZM74 67V66H73ZM79 67V66H78ZM150 67V66H149ZM153 67V66H151ZM150 67V68H151ZM155 67V66H154ZM175 67H178L179 66H175ZM197 67V66H196ZM205 67V71H203ZM207 67V68H206ZM116 68V67H115ZM125 68V67H124ZM145 68V67H144ZM148 68V67H146ZM177 68V69H178ZM182 68V67H180ZM222 68V66H221ZM140 69V68H139ZM154 69V68H152ZM158 69V68H157ZM206 69H208L209 71H207ZM215 69H218V68H215ZM116 70V69H115ZM148 70V69H147ZM146 70V71H147ZM183 70V69H182ZM185 70V68H184ZM113 71V70H112ZM169 71V70H168ZM167 71V72H168ZM180 71V70H179ZM178 71V72H179ZM219 71V69H218ZM81 72V71H80ZM120 72V71H119ZM140 72V70H139ZM142 72V71H141ZM177 72V70H176ZM183 72V71H181ZM180 72V73H181ZM187 72V70H186ZM216 72V71H214ZM112 73V72H111ZM124 73V72H123ZM179 73V74H180ZM185 73V72H184ZM191 73H194V72H191ZM212 73V72H211ZM264 73V72H263ZM121 74V73H120ZM175 74V72H174ZM200 74V76H199ZM214 74H217L214 73ZM221 74H224V73H221ZM220 74V75H221ZM125 75V74H123ZM133 75V74H132ZM197 75L195 78H197ZM43 76V77H44ZM82 76V75H81ZM88 76V75H86ZM119 76V75H118ZM121 76V75H120ZM127 76V75H126ZM146 76V75H145ZM157 77V75H155ZM187 76V75H185ZM195 76V75H194ZM217 76V75H216ZM215 76V77H216ZM80 77V76H79ZM90 77V76H89ZM110 77V76H108ZM140 77V75H139ZM33 78V77H32ZM128 78V77H126ZM138 77L136 76L135 79H137ZM223 78V77H222ZM34 79V78H33ZM96 79V78H95ZM97 79V80H98ZM141 79V78H140ZM185 79V77L183 78ZM188 79V78H187ZM221 79V78H220ZM227 79V78H225ZM123 80V79H122ZM130 80V79H129ZM145 80V78L143 79ZM219 80V79H218ZM36 81V80H35ZM34 81V82H35ZM83 81V80H82ZM154 81V80H153ZM194 81V80H193ZM216 81V80H215ZM220 81V80H219ZM218 81V82H219ZM39 82V81H38ZM45 82V81H44ZM143 82V81H142ZM151 82V81H150ZM185 82V81H184ZM188 82V81H187ZM195 82V81H194ZM222 82V81H221ZM228 82V81H227ZM95 83V82H94ZM130 83V82H129ZM37 84V83H36ZM40 84V83H39ZM91 84V83H90ZM135 84V83H134ZM181 84V83H180ZM186 84V83H185ZM197 84V83H196ZM215 84V83H214ZM213 84V85H214ZM44 85V84H42ZM84 85V84H83ZM82 85V86H83ZM118 85V84H117ZM187 85H190L187 84ZM194 85V84H193ZM31 86H35V83ZM29 86V88L31 87ZM38 86V84H37ZM136 86V84H135ZM154 86V85H153ZM185 85H182L181 87H183ZM202 86H196L197 87H202ZM222 86V85H221ZM39 87H41V85H39ZM47 87V88H48ZM129 87V86H128ZM133 87V86H131ZM147 87V86H146ZM173 87V86H172ZM178 89L177 87V90L181 91L182 89ZM195 87V86H194ZM203 87V88H204ZM211 87V86H210ZM34 88V87H33ZM141 88V87H140ZM175 88V87H174ZM209 88V87H208ZM214 88V87H213ZM40 89V88H39ZM185 89V87L183 88ZM205 89V88H204ZM212 89V88H211ZM215 89H218V87H216ZM14 90H12V95H15L14 94ZM17 90V89H16ZM30 90L32 91H35L34 89L30 88ZM28 90L31 94V91ZM54 90V89H53ZM73 90V89H72ZM176 90V89H175ZM189 90V89H188ZM187 90V91H188ZM198 91V89H196ZM210 91V88L208 89ZM207 90V91H208ZM241 90L239 93H240V97H241V100L242 102L240 101V108L238 109H235V108H230V101H234V100H237L238 98V91ZM49 91V90H48ZM51 91V90H50ZM58 90H56L57 92ZM87 91V92H85ZM190 91V90H189ZM195 91V90H194ZM203 91V90H201ZM206 91V92H207ZM55 92V93H56ZM73 92V91H71ZM185 92V90H184ZM183 92V93H184ZM196 92V91H195ZM41 93V92H40ZM67 93L70 94V92L67 91ZM66 93V94H67ZM167 93V92H166ZM170 93V92H169ZM168 93V94H169ZM192 93V92H191ZM194 93V92H193ZM197 93V92H196ZM201 93H205V90L204 92H201ZM216 93V92H215ZM10 94V93H9ZM29 93H27L28 95ZM35 94V92H34ZM51 94V93H50ZM49 93L46 95H50ZM80 94V96H76ZM98 94L102 95V98L100 99H107L106 102H108V99L111 100V104L106 105L105 103L106 102H103V100H98V98L96 99L95 96H97ZM162 94V93H161ZM165 94V93H164ZM198 94V93H197ZM74 95V94H73ZM190 95V94H189ZM200 95V93H199ZM203 95V94H202ZM208 95V94H207ZM217 95V94H216ZM19 96V95H18ZM160 96V95H159ZM166 96V95H165ZM168 96V95H167ZM188 96V95H187ZM209 96V95H208ZM223 96V95H222ZM14 97V96H13ZM17 97V96H16ZM24 97V96H23ZM26 97V95H25ZM28 97V96H27ZM52 97V96H51ZM66 97V96H65ZM82 97H80V99L82 100ZM99 97V96H98ZM142 97V96H141ZM196 97V96H195ZM215 97V96H214ZM31 98V97H30ZM44 98H47L46 100L48 101V97H44ZM60 98V97H59ZM72 98V97H71ZM198 98V97H197ZM196 98V99H197ZM200 98V97H199ZM208 98V97H205V99ZM220 98V97H219ZM12 99V98H11ZM28 98H26L27 100ZM64 99V98H63ZM34 100V99H32ZM60 100V99H58ZM73 100V99H72ZM191 100V99H190ZM195 100V99H194ZM199 100V99H198ZM203 99H201L202 101ZM35 101V100H34ZM53 101V100H52ZM57 101V100H56ZM148 103H146V102ZM165 102L167 101V103L165 104L164 108H155L156 111H154L153 113L151 114H148V112L150 111V108L152 105H160L162 102ZM183 101V100H182ZM200 101V103H201ZM71 102V101H69ZM78 104H79V99H78ZM76 102V103H77ZM83 102V101H82ZM163 102V103H164ZM186 102V100H185ZM192 102V101H191ZM238 102V101H237ZM33 103V102H32ZM57 103V102H56ZM62 103V102H61ZM60 103V104H61ZM64 103V101H63ZM72 103V102H71ZM81 103V102H80ZM83 103V104H85ZM199 103V104H200ZM234 103V102H233ZM259 103V104H258ZM192 104H196L194 101ZM199 104H196L199 105ZM236 104V103H235ZM258 104V105H257ZM90 105V104H89ZM104 105L108 106V108L106 107H103ZM234 105V104H233ZM237 105V104H236ZM246 105V107H244ZM51 106V105H50ZM192 106V105H191ZM201 106V105H200ZM199 106V107H200ZM203 106V105H202ZM201 106V107H202ZM70 108L72 106H69ZM78 107V105H77ZM84 107V106H83ZM169 107V108H168ZM210 107V106H209ZM212 107V106H211ZM216 107V106H214ZM253 107V108H254ZM31 108V107H30ZM29 108V109H30ZM39 108V107H38ZM75 108V107H74ZM82 108V107H81ZM105 108V109H104ZM190 108V107H189ZM193 108V107H192ZM196 108V107H195ZM244 109L242 112L240 111V109ZM28 109V108H27ZM86 109V108H85ZM73 110V109H72ZM78 110V108H77ZM87 110V109H86ZM205 110V109H204ZM75 111V110H74ZM82 111H83V108H82ZM72 112V111H71ZM80 112V111H79ZM85 113L87 111H84ZM208 112V111H207ZM68 113V112H67ZM73 113V112H72ZM77 113V112H76ZM75 114V113H74ZM207 114V113H206ZM209 114V113H208ZM32 115V113H31ZM37 115V114H36ZM72 115V114H70ZM35 116V115H34ZM194 116V115H193ZM41 117V116H40ZM56 117V116H55ZM148 117H152V120H151V124H147L146 126V123L148 121ZM173 117V118H172ZM241 118L238 120V118ZM52 118V117H51ZM73 118V117H72ZM194 118V117H193ZM21 119V118H20ZM35 119V117H34ZM33 119V120H34ZM45 119V118H44ZM67 119V118H66ZM74 119V118H73ZM250 119V118H249ZM13 120V119H12ZM36 120V119H35ZM168 120H171V122L173 123H169ZM19 121V120H18ZM23 121V120H22ZM42 121V120H41ZM72 122L75 120H71ZM94 121H93V124H94ZM251 121V119H250ZM45 122V120H44ZM55 122V121H54ZM70 122V121H69ZM68 122V123H69ZM20 123V122H18ZM22 123V122H21ZM46 124L48 123L45 122ZM150 123V122H149ZM250 123V122H248ZM11 124V123H10ZM40 124H43V123H40ZM54 124V123H53ZM67 123H65L66 125ZM72 124V123H71ZM88 124V123H87ZM96 124V123H95ZM19 125V124H18ZM76 125V124H74ZM84 125V124H83ZM91 125V124H90ZM181 125V127H180ZM221 125V124H220ZM239 125V126H238ZM45 126V125H44ZM49 126V125H48ZM47 126V127H48ZM177 126V127H176ZM216 126V125H215ZM21 127V126H20ZM41 127V126H40ZM51 124H50V130H54L51 128ZM56 127V126H55ZM73 127V125H72ZM75 127V126H74ZM73 127V128H74ZM83 127V126H82ZM85 128H87L85 125H84ZM83 127V128H84ZM224 127V126H223ZM226 127V128H227ZM242 127V128H243ZM43 128V127H41ZM46 128V126L44 127V129ZM82 128V130H83ZM181 128V130H180ZM196 128H199V130L202 131L203 135L201 137H196ZM17 129L19 130V128L17 127ZM48 129V128H47ZM69 129V128H68ZM174 129H177L178 133H180V131H182L181 133H184V131L186 132L185 134H182V136L180 137H176L177 134H171L169 135V132L170 130H174ZM219 129V128H218ZM49 130V129H48ZM56 130V128H55ZM64 130V129H63ZM198 130V129H197ZM77 131H78V128H77ZM244 131V130H243ZM18 131H15V133H17ZM21 133V131H19ZM63 132V131H62ZM209 132V134H208ZM235 132V133H236ZM56 133V132H55ZM66 133V132H65ZM171 133V132H170ZM227 133V132H226ZM234 133V132H233ZM18 134V133H17ZM69 134V133H68ZM73 134V133H72ZM78 134V133H77ZM224 134V133H223ZM239 134V133H238ZM236 134V135H238ZM9 135V134H8ZM34 135V134H33ZM66 135V134H65ZM215 137L214 139L212 140V143H211V147L209 148L212 149V146H215L217 143H218V140L223 136L222 133H215L214 134ZM243 135V134H242ZM44 136V135H43ZM74 136V135H72ZM77 136V135H76ZM93 136V135H92ZM185 137H188L187 139L184 138ZM213 136V135H212ZM12 137V136H11ZM22 137V135H21ZM60 137V136H59ZM78 137V136H77ZM225 137V136H224ZM234 137V136H233ZM13 138V137H12ZM36 138V137H35ZM57 138V137H56ZM55 138V139H56ZM64 138V137H63ZM89 138V136H88ZM87 138V139H88ZM242 138V137H241ZM239 138V139H241ZM248 138V137H246ZM75 139V138H74ZM99 139H100V136H99ZM112 139H116V142L115 144H112ZM201 139V140H199ZM238 139V138H237ZM90 140V139H89ZM92 140V139H91ZM210 140V138H209ZM222 140V138L220 139ZM226 140V139H225ZM58 141V140H57ZM72 140H69V141H65V142H70ZM73 141H76V140H73ZM78 141V140H77ZM32 142V141H31ZM30 142V143H31ZM36 143H39L41 142L40 140H36L35 141ZM34 142V143H35ZM62 142V141H61ZM80 142V141H79ZM75 143V142H74ZM73 143V144H74ZM91 143V142H90ZM96 143V142H95ZM175 143V144H174ZM79 144V143H78ZM112 144V145H111ZM225 144V143H224ZM27 145V144H26ZM31 145V144H30ZM29 145V146H30ZM66 145H69L70 148L72 149L73 147L71 146L72 144L69 143V144H66ZM77 145V144H76ZM75 145V146H76ZM111 145V146H109ZM138 145H140L141 147H137ZM195 145V144H194ZM199 145V144H198ZM210 145V144H209ZM28 146V147H29ZM34 146V145H33ZM69 146L67 147L68 149ZM92 146V145H90ZM177 146V147H176ZM191 146V145H190ZM93 147V146H92ZM91 147V148H92ZM173 147V148H172ZM175 147V148H174ZM254 148V149H251V148ZM62 148V147H61ZM66 148V149H67ZM85 148V147H84ZM95 148V147H93ZM92 148V149H93ZM186 148V147H185ZM188 148V147H187ZM190 148V147H189ZM219 148V146H218ZM241 148V150H240ZM14 149H16L14 147ZM27 149V148H26ZM32 149V147H31ZM90 149V150H92ZM251 149V150H250ZM33 150V149H32ZM30 150V151H32ZM50 150V149H48ZM74 150L75 152V149L73 148L72 151ZM78 150H79V146H78ZM85 150V149H84ZM140 150V151H139ZM230 150H232L231 152H229ZM27 151H29L27 149ZM47 151V149H46ZM65 151V150H64ZM71 151V150H70ZM71 151V152H72ZM139 151V152H138ZM173 151V152H171ZM34 152V150H33ZM73 152V153H74ZM79 152H81V150H79ZM89 152V151H88ZM218 152V151H217ZM1 153V152H0ZM19 153V152H18ZM32 152H30V156L32 155L31 154ZM40 153V152H39ZM50 153V152H49ZM77 153V152H76ZM83 153V152H82ZM26 154H29V153H26ZM48 154V153H47ZM64 154V153H63ZM72 154V153H71ZM75 154V153H74ZM72 154V155H74ZM80 154V153H79ZM217 154V153H216ZM2 154H0L1 156ZM21 155V154H19ZM38 153L36 154V157ZM58 155V154H57ZM93 154H91L92 156ZM140 155H146L148 156V159L149 161H143L142 160V157ZM23 156V155H22ZM21 156V157H22ZM24 156H27V155H24ZM29 156V158H30ZM41 156V155H40ZM54 156V155H53ZM59 156V155H58ZM90 156V157H91ZM215 156V155H214ZM32 157H35V153H34V156L32 155ZM75 157V155L73 156ZM145 157V156H144ZM166 157H169L166 158ZM208 157V154L206 153L205 154V159ZM23 158V157H22ZM77 158V157H76ZM24 159V158H23ZM45 159V158H44ZM47 159V158H46ZM60 159V158H58ZM57 159V160H58ZM69 159V158H68ZM75 159V158H73ZM72 159V161H73ZM106 159V160H105ZM147 159V158H146ZM168 159V160H166ZM211 159V160H212ZM30 160H32L30 158ZM37 160L39 159H35L34 161L36 162ZM41 160V159H40ZM78 160V159H77ZM90 160V159H89ZM95 160V159H94ZM176 161V160H179L180 163L177 164L179 165L180 167H184L183 169H181V171L178 173L177 172V175L174 173H172V167H169L170 164H172L173 162L172 161ZM204 160V159H203ZM1 161V160H0ZM25 161V160H23ZM26 161L28 162V160L26 159ZM33 161V162H34ZM71 161V160H68V162ZM92 161V160H91ZM31 162V161H30ZM28 163V164H31V163ZM38 162V161H37ZM37 162H36V166L39 167V165H37ZM58 163V161H56ZM61 162V161H60ZM59 162V163H60ZM172 162V163H170ZM261 162V161H260ZM48 163V162H47ZM65 163V162H64ZM70 163V162H69ZM72 163V162H71ZM81 163V162H80ZM98 163V161H97ZM176 163V162H174ZM173 163V164H174ZM206 162L205 161H202L200 160V164H199V167H203L204 164ZM61 164V163H60ZM66 164V163H65ZM79 164V161L77 162V165H72L73 167H76L77 169L79 167H77ZM87 164V163H86ZM100 164V163H99ZM34 165V164H33ZM59 165V164H58ZM64 166V164H62ZM68 168H70L69 164H67ZM85 165V164H83ZM103 165V164H102ZM109 165V164H108ZM262 165V164H261ZM264 165V164H263ZM61 166V165H60ZM71 166V167H72ZM110 166V165H109ZM147 166H149L150 168H147ZM221 166V167H220ZM35 167V166H33ZM45 167V166H44ZM43 167V168H44ZM66 167V166H65ZM72 167V168H73ZM82 167V166H81ZM96 167V166H95ZM177 167V166H176ZM263 167V166H261ZM76 168H73L75 169L74 171H76ZM88 168V167H87ZM172 168V169H170ZM35 169V168H34ZM60 169V168H59ZM63 169V167H62ZM66 169V170H67ZM80 169V168H79ZM107 169H109L107 167ZM170 169V170H169ZM176 169V168H175ZM178 170H180L179 168H177ZM217 169H220L219 171L222 170L223 171H227L226 172V176H221L220 175H216L214 177L211 178V175L215 174ZM10 170V169H9ZM43 170V169H42ZM65 170V171H66ZM72 169L69 170V172L71 171ZM90 170V169H88ZM98 170V169H97ZM106 170V168H105ZM158 170V169H157ZM172 170V171H171ZM201 170V169H200ZM261 170V169H260ZM58 171V170H57ZM56 171V172H57ZM63 170V172H65ZM73 171V172H74ZM100 171V170H99ZM108 171V170H106ZM164 171V172H165ZM77 172V171H76ZM96 172V171H94ZM103 172V171H102ZM100 172V173H102ZM109 172V171H108ZM221 172V173H222ZM260 172V171H259ZM16 173V172H15ZM104 173V172H103ZM207 173V172H206ZM2 174V173H1ZM7 174V173H6ZM23 174V173H22ZM21 174V175H22ZM72 174H75L74 173H71ZM77 174V173H76ZM93 174V173H92ZM156 174V172L154 173ZM163 174V173H162ZM188 174V175H187ZM264 174V173H263ZM4 175V174H3ZM2 175V176H3ZM15 175V174H14ZM17 175V174H16ZM20 175V176H21ZM95 175V174H94ZM107 175V174H106ZM152 175V174H151ZM158 175V174H157ZM204 175V174H203ZM1 176V177H2ZM33 176V175H32ZM96 176V175H95ZM99 176V175H98ZM102 176V175H101ZM156 176V175H155ZM159 176V175H158ZM164 176V175H163ZM193 176V177H192ZM260 176V175H259ZM28 177V176H27ZM35 177H38L37 175ZM75 177V176H74ZM88 177V175H87ZM86 177V179H87ZM90 177V176H89ZM153 177V176H152ZM151 177V178H152ZM162 177V176H161ZM224 177V178H223ZM15 178V177H14ZM23 178H26L23 177ZM101 178V177H100ZM105 178V177H104ZM203 178V177H202ZM258 178V177H257ZM21 179V178H20ZM35 179V178H34ZM148 179V178H147ZM158 180V178H155ZM160 179V178H159ZM162 179V178H161ZM174 179L176 180V182H178L175 186L173 185V181ZM184 179L185 182H187V184L185 183V185H182L181 184V181ZM26 180V179H24ZM23 180V181H24ZM21 182L23 183L24 185V182ZM27 181V180H26ZM29 181V180H28ZM37 181V180H36ZM81 181V180H80ZM148 181V180H147ZM151 181V180H150ZM206 181H208V183H206ZM16 182V181H15ZM91 182V181H90ZM144 182V181H143ZM146 182V181H145ZM161 182V181H160ZM189 183V184H188ZM259 183V182H258ZM25 184H29L28 183H25ZM36 184V182H35ZM86 184V183H85ZM84 184V185H85ZM88 184V183H87ZM90 184V183H89ZM88 184V185H89ZM157 185H159L158 183H156ZM262 184V185H261ZM261 187L259 189H261L262 192H264V182H261ZM22 185V184H20ZM30 185V184H29ZM82 185V184H81ZM150 185V184H148ZM152 185V184H151ZM154 185V184H153ZM195 185V186H196ZM256 185V184H255ZM91 186V184H90ZM86 187V186H85ZM149 187V186H148ZM193 187V188H192ZM202 187V186H200ZM21 188V186H20ZM204 188V187H203ZM61 189V188H60ZM84 189V188H83ZM86 189V188H85ZM88 189V187H87ZM96 189V188H95ZM98 189V188H97ZM151 189V188H150ZM155 189V188H154ZM58 190H59V187H58ZM79 190V189H78ZM110 190V189H109ZM108 190V191H109ZM149 190V189H148ZM159 190V189H158ZM157 190V191H158ZM198 190V189H197ZM251 189H249V192ZM254 190V189H252ZM87 191V190H86ZM89 191H92V193H94V188L92 187ZM88 191V192H89ZM97 191V190H96ZM151 191V190H149ZM196 191V190H195ZM81 192V191H79ZM126 192V193H127ZM205 192V193H206ZM92 193H91V196H92ZM108 193V192H107ZM248 193V192H247ZM56 194V192H55ZM85 194V191L84 193ZM97 194V192H96ZM104 194V193H103ZM110 194V193H109ZM114 194V193H113ZM125 194V193H124ZM150 194V193H149ZM251 194V193H249ZM263 194V193H262ZM80 195V194H79ZM89 195V194H88ZM105 195V194H104ZM170 195V194H169ZM167 195V196H169ZM195 195V194H194ZM207 194V196H210ZM220 195V193H219ZM222 195V194H221ZM225 195V194H224ZM228 195V194H227ZM231 195V194H230ZM248 195V194H247ZM260 195V194H259ZM57 196V195H56ZM111 196V195H110ZM121 196V195H120ZM133 196V197H134ZM144 196V195H143ZM149 196V195H148ZM154 196V195H153ZM186 196V195H185ZM199 196V195H197ZM196 196V197H197ZM216 196V195H215ZM218 196V195H217ZM233 196V195H232ZM235 196V195H234ZM238 196V195H237ZM94 197V196H93ZM123 197V196H122ZM127 197V196H126ZM171 197V198H172ZM187 197V196H186ZM185 197V198H186ZM192 197V195H191ZM191 197H190V201H191ZM214 197V196H213ZM229 197V196H228ZM240 197V198H241ZM78 198V197H77ZM88 198V197H87ZM108 198V197H107ZM121 198V197H120ZM140 198V197H139ZM169 198V199H171ZM203 198V197H202ZM206 198V197H205ZM209 198V197H207ZM215 198V197H214ZM227 198V197H226ZM232 198V197H231ZM242 198V199H243ZM253 198V197H252ZM25 199V198H24ZM111 199V198H110ZM123 199V198H122ZM145 199V198H144ZM142 199V200H144ZM148 199V198H147ZM168 199V197H167ZM187 199V198H186ZM221 199V198H220ZM225 199V198H224ZM243 199V200H245ZM264 199V198H263ZM81 200V199H80ZM92 200V199H91ZM96 200V199H95ZM106 200V199H105ZM124 200V201H125ZM136 200V199H134ZM150 200V198H149ZM147 200V201H149ZM154 200V199H153ZM185 200L184 198L182 199V201ZM194 200V199H192ZM205 201V199H203ZM223 200V198L221 199ZM220 200V201H221ZM233 200V199H232ZM232 200H230L229 198L228 199H225V201H223V203H227L225 204L224 206L222 207H215V211L214 212H211L209 211L210 215L211 213L212 214H216V215H219L221 216L222 218H226V222L224 220H221L224 221L223 223H220L217 218H212L210 219L209 218V221H213V220H217L218 221V226L219 224H222L224 225L227 229H229V226L230 225H233L234 222H236L235 226L233 227V229L235 228V230H232V232H226L224 233L226 236L229 234H231V242H230V247L231 249L233 250H227L228 248H226L227 252L225 253L226 254V257L230 256V255H234L236 252H234V254L232 253V251L236 250V248H238L239 250V247L241 249V256L238 255L239 258H236V254L234 255V259H238V260H230L231 258H229V260H226L225 263L227 261H229V263L231 262L232 264V261L235 262L236 264H264V250H257V246L262 243L261 242V239L263 238V230H264V208H261L259 207L258 210L256 211V217L257 219H255L253 216L251 215H247L246 212L249 210H246L247 206L248 205H244L240 202H231ZM235 200V198H234ZM233 200V201H234ZM254 200V199H253ZM259 200V199H258ZM21 201V200H20ZM23 201V200H22ZM79 201V200H78ZM115 201V200H114ZM121 201V200H120ZM123 201V200H122ZM171 201V200H169ZM181 201V200H180ZM181 201V202H182ZM202 201V200H201ZM203 201V202H204ZM219 201V202H220ZM237 201V200H236ZM104 202V201H103ZM117 202V201H116ZM244 202V201H243ZM245 202L247 203L248 201L245 200ZM252 202V201H251ZM19 203V202H18ZM25 203V202H24ZM90 202H88L89 204ZM94 203V202H92ZM124 203V202H123ZM122 203V205H123ZM154 203V202H152ZM176 203V202H175ZM180 203V202H179ZM182 203H186L188 204V200L182 202ZM27 204V203H26ZM96 204V203H95ZM102 204V203H100ZM114 204V203H113ZM121 204V202L119 203V205ZM127 204V203H125ZM148 204V203H147ZM186 204H181L183 206H185ZM191 204V203H189ZM193 204V203H192ZM196 204V203H195ZM194 204V205H195ZM252 204V203H251ZM259 204V203H258ZM264 204V203H262ZM261 204V205H262ZM90 205V204H89ZM109 205V204H108ZM112 205V204H111ZM145 205V203H144ZM172 205V204H171ZM175 205V204H173ZM173 205L170 206L173 208ZM220 205V204H219ZM234 205H237V207H235ZM239 205V206H238ZM19 206V205H18ZM23 206V205H22ZM28 206V204L26 205ZM80 206V205H79ZM86 206V205H85ZM118 206V205H117ZM129 206V205H128ZM132 206V205H130ZM143 206V205H142ZM178 205L176 204V206H174L175 208H173V212H174V209L177 211L179 209H177ZM187 206V205H186ZM257 206V205H256ZM89 207V206H88ZM108 207V206H106ZM116 207V206H115ZM124 207V206H123ZM127 207V206H126ZM144 207V206H143ZM155 207L158 209L156 210L157 212H153L155 210ZM177 207V208H176ZM209 207V206H207ZM206 207V208H207ZM111 208V207H110ZM137 208V207H136ZM148 208V207H147ZM182 208V209H181ZM183 208H186V207H180V211H183ZM189 209V207H187ZM196 208V207H194ZM198 208V206H197ZM199 208H202V207H199ZM205 208V207H203ZM210 208V207H209ZM27 209V207H26ZM115 209V208H114ZM113 209V210H114ZM140 209V208H139ZM192 209V207H191ZM211 209V208H210ZM24 210V209H22ZM122 210V209H121ZM124 210V209H123ZM131 210V209H129ZM142 210V209H141ZM172 210H171V214H172ZM204 210V209H203ZM202 210V211H203ZM252 210V209H251ZM110 211V210H108ZM137 211V210H135ZM140 211V210H138ZM137 211V212H138ZM175 213H178V215L180 216V213L177 211ZM206 211V210H205ZM255 212V210H253ZM134 212V211H132ZM131 212V213H132ZM168 212V213H169ZM186 212V213H185ZM184 214L185 216H188L186 215L187 214V211H185ZM204 212V211H203ZM208 212V210H207ZM206 212V213H207ZM15 213V212H14ZM88 213H91V212H88ZM120 213V212H119ZM136 213V212H135ZM142 213V212H141ZM139 213V214H141ZM150 213H152L150 216H148ZM183 213V212H182ZM20 214V213H19ZM75 214V213H74ZM73 214V215H74ZM102 214V213H101ZM117 214V213H116ZM174 214V213H173ZM172 216L174 217V215L177 217V214H174ZM184 214H182L184 216ZM190 214V213H189ZM205 214V213H204ZM203 214V215H204ZM253 214V213H252ZM23 215V213H22ZM29 215V214H28ZM72 215V216H73ZM94 215V214H93ZM103 215V214H102ZM120 215V214H119ZM118 215V216H119ZM137 215V214H136ZM170 215V214H169ZM181 215V216H182ZM207 215V214H206ZM254 215V214H253ZM58 216V215H57ZM178 216V217H179ZM180 216V217H181ZM201 216V215H200ZM98 217V216H97ZM114 217V216H113ZM120 217V216H119ZM166 217V216H165ZM172 217V218H173ZM179 217V219H180ZM209 217V214L208 216H206V218ZM214 217V216H213ZM19 218V217H18ZM81 218V217H80ZM130 218V217H129ZM139 218V217H138ZM137 218V220H138ZM205 218V221H207V219ZM22 219V218H21ZM21 219H18V220H21ZM165 219V218H164ZM168 219V217H167ZM178 219V218H176ZM176 219H173V220H176ZM178 219V221H179ZM186 219V218H185ZM184 219V220H185ZM201 219V218H200ZM26 220V219H25ZM23 220V221H25ZM76 220V219H75ZM163 220V219H162ZM171 220V218H170ZM170 220H168V223L171 222ZM172 220V222H173ZM181 220V219H180ZM183 220V217H182V220L181 222L184 221ZM202 220V219H201ZM74 221V220H73ZM72 221V222H73ZM82 221V220H81ZM130 221V220H129ZM205 221H203L205 223ZM68 222V221H67ZM71 222V221H69ZM77 222H78V219H77ZM128 222V221H127ZM176 222V221H174ZM200 222V221H199ZM215 222V221H214ZM83 223V222H82ZM179 224V222H177ZM27 224V223H26ZM45 224V223H43ZM68 224V223H67ZM110 224V222H109ZM119 224V225H120ZM164 224V223H162ZM166 224V223H165ZM173 225V223H171ZM190 224V223H189ZM207 224V223H206ZM208 224H211L212 225V222L211 223H208ZM25 225V224H23ZM66 225V224H65ZM82 225V224H81ZM85 225V224H83ZM170 225V224H169ZM167 225L168 227L172 226V225ZM177 224H175V227H176ZM180 225V224H179ZM186 225V224H184ZM214 225V224H213ZM28 226V225H27ZM41 226V225H40ZM43 226V225H42ZM46 226V224H45ZM68 226V225H67ZM76 226V225H75ZM80 226V225H79ZM117 226V225H116ZM115 226V227H116ZM174 226V225H173ZM210 226V225H208ZM216 225L212 226L213 228H215ZM217 226V227H218ZM25 227V226H24ZM48 227V226H47ZM46 227V228H47ZM70 227H73L70 226ZM167 227V228H168ZM207 227V226H206ZM211 227V226H210ZM216 227V228H217ZM221 227V226H220ZM29 228V227H28ZM52 228V227H51ZM87 228V227H86ZM166 228V227H164ZM198 228V227H197ZM212 228V229H213ZM225 228V229H226ZM44 229V228H43ZM65 229V228H64ZM69 228H67L68 230ZM85 229V228H84ZM88 229V228H87ZM163 228H161L162 230ZM175 229V228H174ZM219 229V228H218ZM226 229V230H227ZM40 230V229H39ZM46 230V229H45ZM58 230V229H57ZM160 230V229H159ZM169 230V233H170V229ZM177 231V229H175ZM175 230L173 231L172 235H176L177 236V232H175ZM197 230V229H196ZM206 230V229H205ZM215 230V229H214ZM217 230V229H216ZM222 231H224V228L222 226L221 228ZM123 231V232H124ZM201 233L200 230H197ZM217 231H220V230H217ZM230 231V230H229ZM25 232V231H23ZM37 232V231H36ZM161 232H168L167 230H164V231H161ZM196 233V231H194ZM198 232V233H199ZM214 232V231H213ZM35 233V232H34ZM42 233V232H41ZM39 233L38 236V239L39 241H42L40 240L41 239V236L43 237V233L41 234ZM71 235H70V239L72 241V244L75 246V247H72V249H70V251L68 252L69 255L72 257L70 259L69 257V262L70 260H72V264H95L94 263V248L93 246L90 244V239L91 237H89L88 234L85 233V231L80 227V229L78 228L77 230H73L72 232H70ZM122 233V232H121ZM156 233L161 234L159 236H161L160 239H157L159 236L156 235ZM177 233V234H176ZM211 233V232H210ZM48 234V233H47ZM58 234V233H57ZM123 234V235H124ZM213 234V233H212ZM216 234V233H215ZM218 235H216L217 237H219V233H217ZM247 234V235H245ZM25 235V234H24ZM46 235V234H45ZM63 235V234H62ZM68 235V234H67ZM66 235V237H67ZM119 235V234H118ZM121 235V234H120ZM165 236H167L166 234H164ZM201 235V237H205L202 234H199ZM203 235V236H202ZM222 235V234H221ZM31 236V235H30ZM37 236V235H36ZM144 236H146L147 238L145 239ZM183 236V235H182ZM196 236V234H195ZM223 236V235H222ZM227 236V237H228ZM253 236V237H252ZM47 237V236H46ZM62 237V236H61ZM65 237V238H66ZM120 237V236H119ZM173 236L171 237H166L168 238L170 241ZM197 237V236H196ZM198 238V240L200 241V239L202 240V238ZM221 237V236H220ZM226 237V238H227ZM230 237V236H229ZM228 237V238H229ZM250 238L249 240L246 238ZM40 238V239H39ZM64 238V239H65ZM90 238V239H89ZM165 238V239H166ZM179 238V236H178ZM227 238V241H229ZM44 239V237H43ZM46 239V238H45ZM54 239V238H53ZM57 239V238H56ZM69 239V240H70ZM121 239V238H120ZM119 239V241H120ZM142 239H145L146 241L145 242H142ZM161 240L160 243H156L157 245H152L154 242H156V240ZM163 239V240H165ZM167 239V240H168ZM196 239V238H195ZM206 239V238H204ZM203 239V240H204ZM220 239V238H219ZM218 239V240H219ZM251 239H255V240H251ZM264 239V238H263ZM47 240V239H46ZM68 240V239H67ZM94 240V239H93ZM155 240L153 243L152 241ZM168 240V241H169ZM179 240V239H178ZM213 240V239H212ZM210 240V241H212ZM38 241V244H40ZM54 241V240H53ZM52 241V242H53ZM65 241V240H64ZM122 241V240H121ZM166 241V243L168 242ZM174 241V240H173ZM196 241V240H194ZM193 241V242H194ZM206 241V240H204ZM203 241L204 244H206L205 242ZM227 241H224V242H227ZM263 241V240H262ZM43 242V241H42ZM46 242V241H45ZM58 242V240H57ZM63 242V241H62ZM117 242V241H116ZM159 242V241H158ZM175 242V241H174ZM220 242V241H219ZM51 243V242H50ZM165 243V242H164ZM169 243V242H168ZM168 243L166 244L168 246ZM197 243V242H196ZM201 243V241H200ZM201 243V244H203ZM218 243V242H217ZM222 243V241H221ZM228 243V242H227ZM37 244V245H38ZM52 244V243H51ZM62 244V243H61ZM93 244V243H92ZM151 244V245H150ZM169 244H172V243H169ZM226 244V243H225ZM17 245V244H16ZM53 245V244H52ZM65 245V244H64ZM63 245V246H64ZM95 245V244H94ZM166 245H163L162 243V246L166 247ZM209 245V244H208ZM222 249H221V245L219 246L221 250H225L224 248V243L222 244ZM39 246V245H38ZM155 246V247H154ZM196 246V245H195ZM199 246V245H198ZM204 247V245H202ZM202 246H200V248H202ZM207 246V245H206ZM210 246V245H209ZM208 246V247H209ZM45 247V246H44ZM95 247V246H94ZM137 247V245H136ZM148 247V246H147ZM169 247V246H168ZM197 247V246H196ZM208 247H204L206 248L207 250L209 249ZM214 247V246H213ZM227 247V246H225ZM229 247V248H230ZM25 248V247H24ZM39 248V247H38ZM64 248L66 249V246H64ZM97 248V247H96ZM95 248V249H96ZM135 248V247H134ZM138 248V247H137ZM173 248V246H172ZM259 248V247H258ZM264 248V247H263ZM262 248V249H263ZM63 249V248H62ZM64 249V250H65ZM68 249V248H67ZM145 249V248H144ZM167 249V248H166ZM169 249V248H168ZM199 249V248H198ZM203 249V248H202ZM205 249V250H206ZM138 250V249H137ZM141 250H138V251H141ZM149 250V251H150ZM205 251V252H208V251ZM47 251V250H46ZM144 251V250H143ZM164 251L163 249L158 252H162ZM200 251V250H198ZM220 251V250H219ZM48 252V251H47ZM50 252V251H49ZM146 252V249L145 251ZM201 252V251H200ZM218 252V251H217ZM222 252V251H221ZM238 252V251H237ZM39 253V252H38ZM46 253V252H45ZM68 253H66V255H64V263L66 264L67 263V260H68ZM99 253V251H98ZM149 253V252H148ZM164 253V252H163ZM163 253L161 254L162 257H164ZM166 253V252H165ZM201 253H204V252H201ZM48 255V253H46ZM53 254H55L53 252ZM61 254V253H60ZM64 254V253H63ZM144 254V253H143ZM142 254V255H143ZM150 254H154L153 253H150ZM177 254V252H175V255ZM207 254V253H206ZM221 254V253H220ZM223 254V252H222ZM240 254V253H239ZM40 255V254H39ZM56 255V254H55ZM53 255V256H55ZM131 255L134 256V258H132L131 260H127L128 257H130ZM155 255V254H154ZM174 255V256H175ZM178 255V254H177ZM209 255V254H207ZM206 255V256H207ZM148 256V255H147ZM150 256V255H149ZM153 256V255H151ZM150 256V257H151ZM158 256V257H157ZM155 257V259L161 257L160 255H157ZM173 256V255H172ZM173 256V257H174ZM179 256V255H178ZM202 256V255H201ZM200 256V257H201ZM224 256V254H223ZM56 257V256H55ZM62 257V258H63ZM132 257V256H131ZM171 257V256H170ZM204 257V256H203ZM202 257V259H203ZM213 257V255H212ZM225 257V258H226ZM232 257V256H230ZM42 258V257H41ZM58 258V257H57ZM166 258V257H165ZM180 257H178L179 259ZM221 258H223L221 256ZM39 259V258H38ZM54 259V258H53ZM98 259V257H97ZM147 259V258H146ZM153 259V257H152ZM161 260L163 258H160ZM173 261H177L175 258H172ZM175 259V260H174ZM227 259V258H226ZM233 259V258H232ZM37 260V259H35ZM52 260V259H51ZM102 260V259H101ZM159 260V259H158ZM157 260V263H159ZM182 260V259H180ZM212 260V259H211ZM26 261V260H24ZM41 261V260H40ZM147 261V260H146ZM149 261V259H148ZM147 261V262H148ZM153 261V262H152ZM179 261V260H178ZM202 261V260H201ZM224 261V260H223ZM38 262V260H37ZM46 262V261H45ZM63 262V261H62ZM98 262V261H97ZM101 262V261H100ZM150 263H146V264H151L154 263V260H151L149 261ZM180 262V261H179ZM208 262V261H207ZM212 262V261H211ZM25 263V262H24ZM39 263V262H38ZM49 263V262H47ZM145 263V262H144ZM181 263V262H180ZM187 263V262H186ZM37 264V263H36ZM60 264V263H59ZM63 264V263H62ZM70 264V263H69ZM98 264H100L98 262ZM155 264V263H154ZM183 264V263H181ZM185 264V263H184ZM204 264V263H203Z\"/></svg>","mask_w":264,"mask_h":264}]
</instances>
